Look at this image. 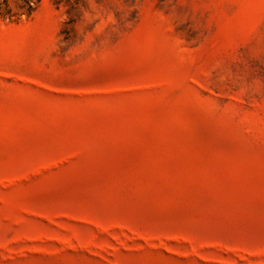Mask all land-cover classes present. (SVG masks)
<instances>
[{
    "label": "rangeland",
    "instance_id": "rangeland-1",
    "mask_svg": "<svg viewBox=\"0 0 264 264\" xmlns=\"http://www.w3.org/2000/svg\"><path fill=\"white\" fill-rule=\"evenodd\" d=\"M21 5L0 264H264V0Z\"/></svg>",
    "mask_w": 264,
    "mask_h": 264
},
{
    "label": "trees",
    "instance_id": "trees-1",
    "mask_svg": "<svg viewBox=\"0 0 264 264\" xmlns=\"http://www.w3.org/2000/svg\"><path fill=\"white\" fill-rule=\"evenodd\" d=\"M40 0H36L35 5H32L29 0H22V5L21 8L24 9L25 14L29 16L34 9L36 8L37 4L39 3ZM1 9V8H0Z\"/></svg>",
    "mask_w": 264,
    "mask_h": 264
}]
</instances>
